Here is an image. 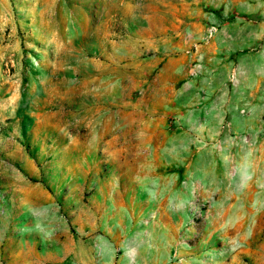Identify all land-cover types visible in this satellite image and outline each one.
I'll return each instance as SVG.
<instances>
[{
	"label": "rangeland",
	"instance_id": "374dc122",
	"mask_svg": "<svg viewBox=\"0 0 264 264\" xmlns=\"http://www.w3.org/2000/svg\"><path fill=\"white\" fill-rule=\"evenodd\" d=\"M87 2L0 0V264H264V0L137 1L158 62L115 157L66 150L107 68L40 39Z\"/></svg>",
	"mask_w": 264,
	"mask_h": 264
},
{
	"label": "crops",
	"instance_id": "0c3cea01",
	"mask_svg": "<svg viewBox=\"0 0 264 264\" xmlns=\"http://www.w3.org/2000/svg\"><path fill=\"white\" fill-rule=\"evenodd\" d=\"M104 1L107 5L111 2L112 8L103 7L100 11L97 0H88L77 7H68L66 11L59 9L63 17L61 23L55 25L51 18L47 20V29L40 31V39L47 47L55 48L58 57L72 55L76 58L74 62L81 58L94 67L107 68L106 72H89L90 88L87 92L94 99L90 98L81 120L87 124L83 126L87 129L86 138H74L70 141V149L66 147V150H95L115 157L123 154L122 144L128 143L127 128L144 127L145 113L133 96L139 87V76L151 73L158 57H147V52L157 50V45L137 36L141 29L137 24L140 20L138 0ZM102 16L105 24L101 23ZM79 49L85 51L84 54ZM104 79L110 83V88L104 87ZM79 91L80 95L86 92L85 89ZM92 130L94 139L89 138ZM39 262L37 259L34 264ZM25 264H28L26 259Z\"/></svg>",
	"mask_w": 264,
	"mask_h": 264
}]
</instances>
